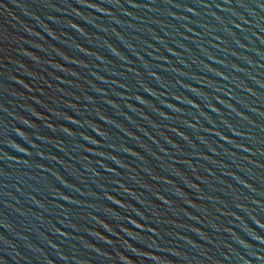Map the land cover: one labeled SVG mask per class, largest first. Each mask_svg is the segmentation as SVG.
Returning a JSON list of instances; mask_svg holds the SVG:
<instances>
[{
  "label": "water",
  "instance_id": "water-1",
  "mask_svg": "<svg viewBox=\"0 0 264 264\" xmlns=\"http://www.w3.org/2000/svg\"><path fill=\"white\" fill-rule=\"evenodd\" d=\"M0 264H264V0H0Z\"/></svg>",
  "mask_w": 264,
  "mask_h": 264
},
{
  "label": "snow or ice",
  "instance_id": "snow-or-ice-1",
  "mask_svg": "<svg viewBox=\"0 0 264 264\" xmlns=\"http://www.w3.org/2000/svg\"><path fill=\"white\" fill-rule=\"evenodd\" d=\"M133 7L135 6V4L132 5Z\"/></svg>",
  "mask_w": 264,
  "mask_h": 264
}]
</instances>
